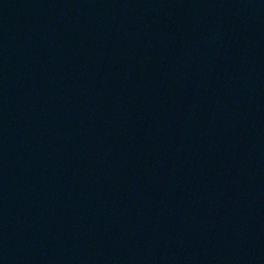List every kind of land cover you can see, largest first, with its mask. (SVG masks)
Here are the masks:
<instances>
[{
    "label": "water",
    "instance_id": "water-1",
    "mask_svg": "<svg viewBox=\"0 0 264 264\" xmlns=\"http://www.w3.org/2000/svg\"><path fill=\"white\" fill-rule=\"evenodd\" d=\"M0 264H264V0H0Z\"/></svg>",
    "mask_w": 264,
    "mask_h": 264
}]
</instances>
